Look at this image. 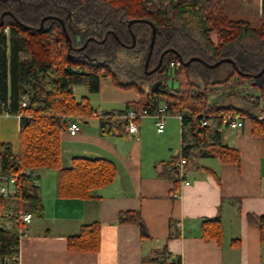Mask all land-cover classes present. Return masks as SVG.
Returning <instances> with one entry per match:
<instances>
[{"label":"trees","instance_id":"16d2710c","mask_svg":"<svg viewBox=\"0 0 264 264\" xmlns=\"http://www.w3.org/2000/svg\"><path fill=\"white\" fill-rule=\"evenodd\" d=\"M4 13L10 15L0 24V115L20 116L21 125L17 154L11 145L0 146V174L16 177L18 189L13 199L0 195V260L17 256L20 244L16 227L5 228L2 212H18L20 205L27 204L33 218L43 217L42 189L35 170H58V195L65 199H90L93 191L116 179L117 167L106 159L77 157L71 167H60L61 138L69 121L97 112L89 98L76 99L74 87L98 94L101 82L109 79L114 86L139 95L138 102L122 110L102 112L104 136L124 135L122 117L130 110L153 116L165 106L169 115H180L181 155L165 163L176 185V164L181 158L187 164L205 158L224 164L240 162L238 150L222 143L217 130L222 116L241 114L252 123L255 136L264 133V73L256 77L264 69V0L259 28L246 20L231 19L223 0H0V22ZM45 17L50 18L40 30ZM134 20L149 23L129 27ZM153 27L156 39L147 71L158 66L164 51L177 53L166 54L160 70L149 75L145 64ZM194 57L201 61L185 66ZM223 59L232 63L210 68ZM176 60L182 65L167 74L169 64ZM174 83L178 86L170 87ZM232 84L247 85L258 95L230 89ZM222 87L224 92L217 95ZM232 98L250 108L223 105ZM203 121L217 128L202 127ZM247 219L259 227L264 244V216L248 214ZM118 222L136 224L141 236L149 237L140 212H122ZM223 234L221 216L203 221L206 241L221 243ZM67 248L75 253L99 252L101 225H83L77 235L68 238ZM169 258L163 250L144 261L182 264L180 258Z\"/></svg>","mask_w":264,"mask_h":264},{"label":"crops","instance_id":"0c3cea01","mask_svg":"<svg viewBox=\"0 0 264 264\" xmlns=\"http://www.w3.org/2000/svg\"><path fill=\"white\" fill-rule=\"evenodd\" d=\"M98 95L101 105L106 106L104 112L122 110L140 99L134 90L116 87L109 79L101 82ZM73 120L80 125L81 133L62 134L60 167H71L77 157L106 159L116 165V179L93 191L90 199H65L58 195V170H35L44 214L33 218L27 236L20 240V264H159L144 259L163 250L169 260L180 258L182 264H264L260 229L247 219L248 214L264 216V133L255 136L251 122L240 130L227 129L226 136L221 126L216 127L222 143L240 153L239 163L197 160L187 165L185 183L176 185L165 163L179 156L181 149L175 157L166 151L169 143L161 137L166 125L163 133L157 132L161 140L147 149L141 120L137 136H104L96 116ZM20 125V116L0 115V146L11 145L15 154ZM175 192L177 198L173 197ZM28 209L23 204L19 210ZM128 211L140 212L149 237H142L136 224L118 222L120 213ZM218 216L223 222L222 242L206 241L202 223ZM94 222L101 225V250L70 252L68 238ZM171 233L175 237L169 238Z\"/></svg>","mask_w":264,"mask_h":264},{"label":"built area","instance_id":"2783aa9c","mask_svg":"<svg viewBox=\"0 0 264 264\" xmlns=\"http://www.w3.org/2000/svg\"><path fill=\"white\" fill-rule=\"evenodd\" d=\"M182 65L181 61L176 60L169 64L166 73L168 74L170 71L178 69ZM23 106H26V103H23ZM94 116L100 118L102 113L97 111L94 113ZM144 115H140L133 110L128 111L125 115H123L122 119L126 121L123 126L124 133L137 136L138 135V121L141 120ZM167 117H169V113L167 107H161L158 112L153 115V118L156 120V129L159 134L165 131V122ZM178 117L181 120L180 115ZM247 119L238 113H229L224 116L219 121V126H224L227 129L231 130H240L245 127L247 123ZM217 124L212 125V123L208 121L202 122V127H216ZM67 131L70 135L76 136L81 133L80 125L75 122L73 119L69 121ZM181 155V154H180ZM187 161L184 159H180V161L176 164L178 171V183L182 184L186 181V167ZM22 174H29V171H23ZM18 193V189L16 188V177L10 176L7 174H0V195L6 199H13ZM174 198L178 197V192L173 194ZM2 217L7 222L4 223L5 228L11 230L13 227H16L20 240L27 236V226L30 225L33 221V216L29 212L24 211H14L10 209L8 211L2 212ZM0 264H20L18 261V255L15 257H4L0 260Z\"/></svg>","mask_w":264,"mask_h":264},{"label":"rangeland","instance_id":"374dc122","mask_svg":"<svg viewBox=\"0 0 264 264\" xmlns=\"http://www.w3.org/2000/svg\"><path fill=\"white\" fill-rule=\"evenodd\" d=\"M226 6L227 14L233 20H246L251 26L259 28L260 26V16H261V0H223ZM6 34H9V30H6ZM213 40L216 41V38L213 37ZM23 57L28 58V56L23 55ZM177 87V83L171 84L170 87ZM230 89L237 90H245L250 95H258V92H251L247 85H242L240 88L236 87V85L232 84ZM224 92V87L220 88L216 94L219 95ZM136 93V92H135ZM253 93V94H252ZM75 96L78 101H81L83 98L88 97L93 107L97 110L105 111L106 106L101 105L102 97L98 94H90L87 89L82 86L75 87ZM223 105L229 106L234 105L238 108L249 109V105H244L240 99H228ZM120 106V105H118ZM110 108V107H107ZM142 129L144 131V135L142 136V140L147 149L153 147V144L157 141L161 140L159 134L156 129V120L153 117H144L141 119ZM166 125V133L161 137H164L166 141L169 143L166 147V151L170 152L171 156L175 157L179 155L181 149V120L178 115L167 117L165 122ZM221 131L224 133V136L227 135V128L222 126L220 127ZM166 136V137H165ZM172 148V151H169ZM49 173H55L56 170H48ZM51 175V174H50Z\"/></svg>","mask_w":264,"mask_h":264},{"label":"water","instance_id":"95a60500","mask_svg":"<svg viewBox=\"0 0 264 264\" xmlns=\"http://www.w3.org/2000/svg\"><path fill=\"white\" fill-rule=\"evenodd\" d=\"M6 15H10V13H4L2 16H1V22L0 24L3 25V19ZM50 17H45L42 22H41V27H40V30L43 29L44 27V23L49 19ZM142 22H146V23H149L147 21H142V20H134V21H130L128 26L131 27L132 24L134 23H142ZM61 24H62V27H63V31L66 35V39L67 41L70 40V37L69 35L66 33V28L64 26V23L61 21ZM151 25V24H150ZM155 39H156V29L153 27V32H152V39H151V43H150V49H149V53H148V57H147V61H146V64H145V69H146V73L149 74V75H152L156 72H158L161 68V65H162V61H163V58L165 57L166 54L168 53H177L175 50L173 49H169V50H166L162 53L161 55V59H160V62L158 64L157 67H155L154 69L150 70V71H147L148 68H149V61H150V57L153 53V49H154V45H155ZM133 41H134V45H135V41H136V37L133 36ZM178 57L180 58V55L178 54ZM201 60L199 58H192L191 60H189L188 62L185 63V66H188L190 63L192 62H200ZM223 63H232V61L230 59H223L217 63H215L214 65H210V68H216L218 66H220L221 64ZM264 73V69L256 76V77H260L262 74Z\"/></svg>","mask_w":264,"mask_h":264}]
</instances>
